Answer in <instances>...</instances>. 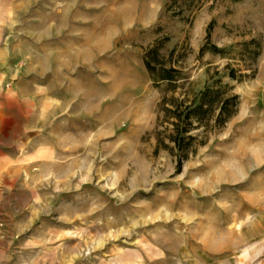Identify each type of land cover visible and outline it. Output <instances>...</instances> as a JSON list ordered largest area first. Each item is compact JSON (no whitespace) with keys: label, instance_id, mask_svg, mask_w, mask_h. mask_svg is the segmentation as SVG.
<instances>
[{"label":"rangeland","instance_id":"1","mask_svg":"<svg viewBox=\"0 0 264 264\" xmlns=\"http://www.w3.org/2000/svg\"><path fill=\"white\" fill-rule=\"evenodd\" d=\"M0 264H264V0H0Z\"/></svg>","mask_w":264,"mask_h":264},{"label":"trees","instance_id":"2","mask_svg":"<svg viewBox=\"0 0 264 264\" xmlns=\"http://www.w3.org/2000/svg\"><path fill=\"white\" fill-rule=\"evenodd\" d=\"M158 56L159 50L157 46L148 49L144 55L145 65L151 75H153L154 81L174 80L179 70L173 67H163L161 62H158ZM154 64L159 65V68H156ZM218 95L219 92L213 91L212 88L207 86L189 104H180L172 109L165 108V112H172L173 129L169 139L178 152L177 166L179 169L182 167L183 160L187 158L190 148L195 145V136L190 133L191 130L202 123L214 105L218 108L216 122L220 125H223L236 113L238 96L236 94ZM165 102L167 100L163 99V104ZM199 144H202V141Z\"/></svg>","mask_w":264,"mask_h":264}]
</instances>
